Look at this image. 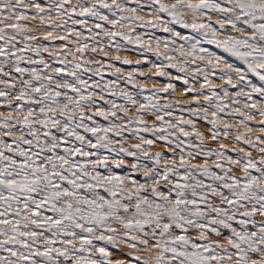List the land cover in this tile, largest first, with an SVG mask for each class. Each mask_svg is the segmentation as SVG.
Here are the masks:
<instances>
[{
    "label": "snow or ice",
    "instance_id": "6c2138e0",
    "mask_svg": "<svg viewBox=\"0 0 264 264\" xmlns=\"http://www.w3.org/2000/svg\"><path fill=\"white\" fill-rule=\"evenodd\" d=\"M0 109V264H264V0H0Z\"/></svg>",
    "mask_w": 264,
    "mask_h": 264
},
{
    "label": "rangeland",
    "instance_id": "374dc122",
    "mask_svg": "<svg viewBox=\"0 0 264 264\" xmlns=\"http://www.w3.org/2000/svg\"><path fill=\"white\" fill-rule=\"evenodd\" d=\"M177 30H180L179 28H177ZM183 31H187V30H183ZM157 35L158 36H160V35H162L161 33H157ZM131 47V46H130ZM120 55H122V56H128V58L129 59H132L133 61H135L136 59H139L140 57H139V55L137 54V53H135V52H121L120 53ZM149 55V58L150 59H152V60H155V57L154 56H152L151 54H148ZM117 66H120V67H125V68H131L132 66H122V65H117ZM143 70L144 71H148V67L147 66H144L143 67ZM172 72H173V74H175V70L173 69V70H171ZM159 80H160V83H157L155 86L156 87H162L163 86V83H164V80H163V78H158ZM219 83V82H218ZM123 86V85H122ZM154 85H153V83L151 82V81H148L147 82V87L148 88H152ZM0 110H3V109H0ZM177 115H179V113H177ZM203 130V129H202ZM129 143H132V142H135V141H128ZM222 143H225L229 148H231V147H234L235 145L233 144V142L232 141H228V140H223V141H221ZM210 146L211 147H217L218 145L216 144V143H211L210 142ZM154 151H159V150H161V145L160 144H158L154 149H153ZM253 155L255 156L256 155V153L255 152H253ZM197 162H202V161H197ZM128 163L130 164L131 163V161L129 160L128 161ZM238 175H242L241 173H238Z\"/></svg>",
    "mask_w": 264,
    "mask_h": 264
}]
</instances>
